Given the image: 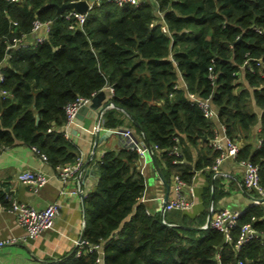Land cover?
<instances>
[{
  "label": "trees",
  "instance_id": "trees-1",
  "mask_svg": "<svg viewBox=\"0 0 264 264\" xmlns=\"http://www.w3.org/2000/svg\"><path fill=\"white\" fill-rule=\"evenodd\" d=\"M70 1L0 0V151L22 143L38 147L55 168L74 162L78 147L61 130L65 106L112 86L105 127L134 129L138 142L156 147L153 158L165 178L178 174L190 184L220 153L211 144L214 120L189 97L196 93L210 99L226 134L238 142L235 160L258 165L264 188V0L123 6L95 0L100 4L81 27H71V9L58 12ZM35 19L51 21L46 40L9 47L31 33ZM175 147L179 155L170 153ZM139 160L136 149L123 146L97 161L98 183L84 199L83 237L103 245V264H264L262 206L240 216L232 240L203 227L207 211L196 217L180 210L149 213L141 201L146 177ZM8 195L0 184V205H10ZM246 222L262 233L238 249ZM96 257V251L73 252L47 264H97Z\"/></svg>",
  "mask_w": 264,
  "mask_h": 264
},
{
  "label": "crops",
  "instance_id": "crops-1",
  "mask_svg": "<svg viewBox=\"0 0 264 264\" xmlns=\"http://www.w3.org/2000/svg\"><path fill=\"white\" fill-rule=\"evenodd\" d=\"M104 90L107 92L106 101H111L107 87ZM254 108L259 114L261 113L257 106ZM102 117L103 115L100 127L101 134H104L110 128L105 127ZM122 117L126 122L128 121L124 114ZM214 124L215 129L221 131V123L218 119L214 120ZM72 126L78 130L76 135L78 141L73 142L83 156L84 163L90 160L87 166L90 173L84 183L77 174L65 187L57 175V169L43 160L29 145L18 143L0 151V184L12 198L31 203L38 208H44L55 201L62 204L54 226L34 239L27 237L26 230L17 223L16 216L10 211L9 206L0 207V242L16 240L0 245V264H47L51 261H60L74 252L76 240L82 237L86 217L81 195L63 194L62 189L72 190L82 187L88 195L95 189L99 180L98 167H95L99 157L108 150H118L126 146V141L123 135L113 130L110 135L96 144L97 121L93 122L90 130H85L75 123ZM259 130L260 123L254 126L251 140ZM136 134L139 136L138 133ZM139 145L146 149L145 155L138 161V166L146 177V189L141 201L146 204L150 213L160 212L163 215L165 212H163L162 199L167 194L169 199L174 197L173 175L165 178L153 158L154 152L147 151L149 145L146 142H139ZM26 170L44 172L48 176V182L36 191L18 178L19 173ZM85 171L86 168L83 174ZM243 171L241 162L234 158H228L222 163L218 175H215L210 168L195 171L190 183L194 187V205L185 213L190 217H196L207 211L204 227L218 209L239 212L249 210L253 205L254 196L243 185Z\"/></svg>",
  "mask_w": 264,
  "mask_h": 264
},
{
  "label": "built area",
  "instance_id": "built-area-1",
  "mask_svg": "<svg viewBox=\"0 0 264 264\" xmlns=\"http://www.w3.org/2000/svg\"><path fill=\"white\" fill-rule=\"evenodd\" d=\"M18 1V0H15ZM109 3H114L118 6H123L125 4L138 5L144 0H105ZM100 4V1H92L90 2V9L94 6V4ZM90 11V10H89ZM88 11V12H89ZM88 12L79 13L73 9H71L68 13V16H73L76 19L75 25L71 27L79 26L81 27L85 22ZM16 24V22H14ZM51 30V21H41L40 19H35L33 21L32 31L30 34H25L20 38H15L13 43L9 47H26L28 45H38L44 42ZM210 79H214V75L212 74L213 68L209 67ZM2 74L0 71V81H2ZM107 89L109 93L112 95L114 93V89L112 86H108ZM5 93V91H3ZM95 94L92 95V97ZM92 97H78L74 102L68 103L65 106L66 112V122L63 131L64 135L69 137V132L67 128L73 124L74 117L79 108L85 104H87ZM190 99L196 103L204 115L208 119L215 120L217 119V112L213 108L209 98H201L196 93L189 94ZM114 107V104L110 101V105L108 108ZM104 113V112H103ZM102 113V115H103ZM52 128L49 129L51 131ZM123 135L126 141V146L131 149H136L139 153L140 157L144 156L146 153V149L142 148L139 145V142L136 140V135L134 134V130L128 127H121L118 129H112ZM261 139H259L258 144L260 145ZM211 144L215 150H218L220 153L216 157L213 165L211 166L212 172L215 175H218L220 171V167L222 163L228 158H236L239 151L238 142L233 141L227 134L226 128L223 124H221V131L216 129L215 136L211 140ZM33 151L39 154V156L48 161L47 155L40 151V149L36 146H31ZM153 149L150 145L147 148V151L151 152ZM171 154L179 155L178 147H175L170 151ZM103 155V154H102ZM102 155L99 159L102 158ZM241 164L244 167L243 171V185L244 187L253 194V205L252 206H262L264 213V188L260 183V171L257 164L252 163L249 160H240ZM84 165V158L82 155H78L76 160L72 163L59 165L56 167L57 175L64 183V186L67 187L68 183L71 181L73 177L81 172V169ZM18 178L24 182L29 184L36 191L41 187L46 185L48 182V176L42 172L37 170H26L19 173ZM173 191L174 197L169 199L165 206L163 212L172 211V210H180L186 211L191 209L194 205L193 197H194V187L187 183L184 179H182L178 174L173 176ZM63 194H80L82 199L87 197V193L84 192L83 188L76 189H62ZM10 199L9 209L12 211L17 219V223L22 226L26 232L27 237L30 239H34L41 235L45 230L50 229L54 226L56 218L59 216L62 204L60 202H52L44 208H38L31 203L19 201L15 198H12L8 195ZM164 200V199H162ZM0 207H6L4 205H0ZM150 213V211L148 210ZM244 212L239 211H231L229 209H218L214 215L211 217L209 221V225L205 224L204 228L209 226L216 228L222 231L225 235L226 240L233 239V230L237 226L238 220L240 216ZM262 231L257 230L251 222H246L240 225L238 237L236 239L235 246L239 249L242 245L247 242L252 241L260 236ZM16 240H8L1 241L0 245L7 242H14ZM83 251L97 252L96 263L103 264V245L101 244H92L88 240H86L83 236L76 240V247L74 250L75 256H80ZM219 257V254L217 255ZM241 264V262H239Z\"/></svg>",
  "mask_w": 264,
  "mask_h": 264
},
{
  "label": "water",
  "instance_id": "water-1",
  "mask_svg": "<svg viewBox=\"0 0 264 264\" xmlns=\"http://www.w3.org/2000/svg\"><path fill=\"white\" fill-rule=\"evenodd\" d=\"M92 1H94V0H91V1H88V0H72L68 3L61 5L58 8V12H64L66 9H73L79 13H86L90 10V2H92ZM155 10H157V7H155ZM106 100H107V92L104 89H102L99 92H97L87 104L81 106L79 108V110L77 111V113L75 114V117H74L73 123L79 125L80 127H82L85 130H90L92 125H93V122L97 121L98 128L95 132L96 144L101 142L104 137L110 135L113 132V130L108 129V130H106V132L104 134H101V127H100L101 126V116H102V113L110 105V101H106ZM38 120H39V117L37 116V121ZM67 130L69 132V137L72 139V141L77 142L78 140H77L76 135L78 134V130L75 127H73L72 125H70L67 128ZM144 138H145V140H147L145 136H144ZM89 163H90V160L85 162L82 169H81V172L79 173L78 177L82 183L85 182L86 177L90 173V169L87 168ZM95 167H98L97 163L95 164ZM85 168H86V171L83 174V171ZM167 188L168 189L170 188L168 184H167ZM168 200H169V196L167 194L163 200V210H164V206ZM82 202L84 204V199H82ZM209 221L210 220H208V222L206 223L207 225H209Z\"/></svg>",
  "mask_w": 264,
  "mask_h": 264
}]
</instances>
